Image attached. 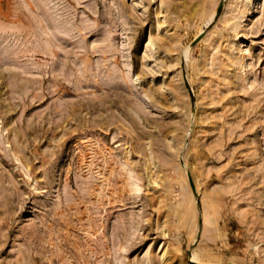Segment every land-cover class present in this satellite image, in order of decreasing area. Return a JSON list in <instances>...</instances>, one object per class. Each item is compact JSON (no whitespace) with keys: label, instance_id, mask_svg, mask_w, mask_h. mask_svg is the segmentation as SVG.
<instances>
[{"label":"rangeland","instance_id":"obj_1","mask_svg":"<svg viewBox=\"0 0 264 264\" xmlns=\"http://www.w3.org/2000/svg\"><path fill=\"white\" fill-rule=\"evenodd\" d=\"M192 257L264 264V0H0V264Z\"/></svg>","mask_w":264,"mask_h":264},{"label":"bare ground","instance_id":"obj_2","mask_svg":"<svg viewBox=\"0 0 264 264\" xmlns=\"http://www.w3.org/2000/svg\"><path fill=\"white\" fill-rule=\"evenodd\" d=\"M259 1H260V0H259ZM261 1H262V0H261ZM182 4H183V3H182ZM250 5H251V4H250ZM173 8H174V7H173ZM253 9H254V8H253ZM249 10H250V9H249ZM249 15H250V14H249ZM246 27H247V26H246ZM246 27H245V28H246ZM243 28H244V27H243ZM243 28H242V29H243ZM216 238H217V237H216ZM195 261H197V260H196L194 257H192V258H191V262L195 263ZM195 264H196V263H195Z\"/></svg>","mask_w":264,"mask_h":264}]
</instances>
